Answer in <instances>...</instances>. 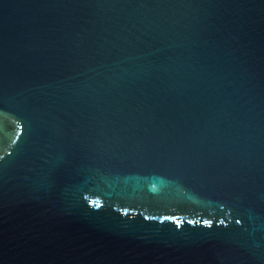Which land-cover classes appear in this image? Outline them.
Segmentation results:
<instances>
[{"label":"water","instance_id":"1","mask_svg":"<svg viewBox=\"0 0 264 264\" xmlns=\"http://www.w3.org/2000/svg\"><path fill=\"white\" fill-rule=\"evenodd\" d=\"M0 264H264V0H0Z\"/></svg>","mask_w":264,"mask_h":264}]
</instances>
